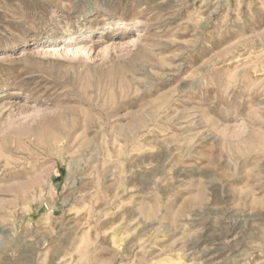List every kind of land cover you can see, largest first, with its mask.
Segmentation results:
<instances>
[{
    "label": "rangeland",
    "instance_id": "obj_1",
    "mask_svg": "<svg viewBox=\"0 0 264 264\" xmlns=\"http://www.w3.org/2000/svg\"><path fill=\"white\" fill-rule=\"evenodd\" d=\"M0 264H264V0H0Z\"/></svg>",
    "mask_w": 264,
    "mask_h": 264
},
{
    "label": "bare ground",
    "instance_id": "obj_2",
    "mask_svg": "<svg viewBox=\"0 0 264 264\" xmlns=\"http://www.w3.org/2000/svg\"><path fill=\"white\" fill-rule=\"evenodd\" d=\"M91 31H93V29H91ZM74 37H77L75 34H69L67 36L68 39H71V38H74Z\"/></svg>",
    "mask_w": 264,
    "mask_h": 264
}]
</instances>
